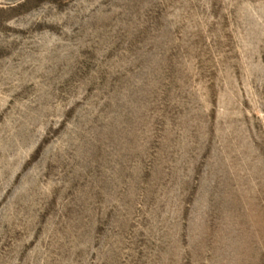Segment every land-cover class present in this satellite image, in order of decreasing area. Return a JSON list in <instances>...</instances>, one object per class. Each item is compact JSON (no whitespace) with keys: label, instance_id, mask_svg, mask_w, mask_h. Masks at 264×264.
<instances>
[{"label":"rangeland","instance_id":"rangeland-1","mask_svg":"<svg viewBox=\"0 0 264 264\" xmlns=\"http://www.w3.org/2000/svg\"><path fill=\"white\" fill-rule=\"evenodd\" d=\"M0 264H264V0H0Z\"/></svg>","mask_w":264,"mask_h":264}]
</instances>
